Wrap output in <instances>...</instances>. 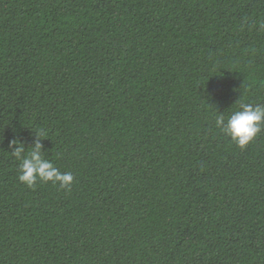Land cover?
Returning a JSON list of instances; mask_svg holds the SVG:
<instances>
[{"label":"trees","instance_id":"16d2710c","mask_svg":"<svg viewBox=\"0 0 264 264\" xmlns=\"http://www.w3.org/2000/svg\"><path fill=\"white\" fill-rule=\"evenodd\" d=\"M264 0H0V264H264ZM68 187L18 179L14 139Z\"/></svg>","mask_w":264,"mask_h":264},{"label":"clouds","instance_id":"9594fccd","mask_svg":"<svg viewBox=\"0 0 264 264\" xmlns=\"http://www.w3.org/2000/svg\"><path fill=\"white\" fill-rule=\"evenodd\" d=\"M264 28V24H261ZM215 126L222 133L234 141L238 147L245 148L262 130L264 125V104L241 103L239 110L233 111L227 119L221 113L215 118ZM41 130L26 152L25 145L19 140H12L10 146L15 145L11 153L20 163L18 179L29 187H35L36 182H52L60 187H68L73 182V175L69 172L61 173L54 164L43 154Z\"/></svg>","mask_w":264,"mask_h":264}]
</instances>
